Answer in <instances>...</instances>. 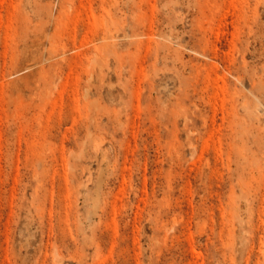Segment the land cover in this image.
Masks as SVG:
<instances>
[{
    "label": "rangeland",
    "instance_id": "1",
    "mask_svg": "<svg viewBox=\"0 0 264 264\" xmlns=\"http://www.w3.org/2000/svg\"><path fill=\"white\" fill-rule=\"evenodd\" d=\"M0 264H264V0H0Z\"/></svg>",
    "mask_w": 264,
    "mask_h": 264
}]
</instances>
